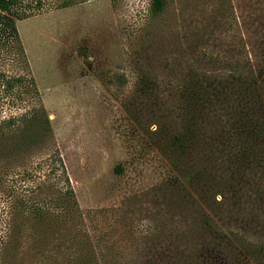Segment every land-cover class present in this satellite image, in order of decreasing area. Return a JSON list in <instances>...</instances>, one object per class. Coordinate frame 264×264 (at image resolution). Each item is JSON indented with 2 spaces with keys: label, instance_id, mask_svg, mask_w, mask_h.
<instances>
[{
  "label": "rangeland",
  "instance_id": "obj_1",
  "mask_svg": "<svg viewBox=\"0 0 264 264\" xmlns=\"http://www.w3.org/2000/svg\"><path fill=\"white\" fill-rule=\"evenodd\" d=\"M168 2L147 36L150 0H15L21 50L0 26V237L8 216L17 218L13 187L55 203L57 213L70 208L79 226L24 222L0 264H264V181L254 187L256 173L247 172V197L208 212L228 236L216 245L203 230L201 166L174 160L170 135L157 134V125L182 124L175 113L184 107L166 90L184 71L189 31L230 50L239 24L261 59L264 0ZM144 76L157 81L146 93ZM42 110L47 145L10 156L22 134L39 138L18 127L26 115L40 120ZM11 118L13 126L5 123ZM69 187L74 198L62 195Z\"/></svg>",
  "mask_w": 264,
  "mask_h": 264
},
{
  "label": "trees",
  "instance_id": "obj_2",
  "mask_svg": "<svg viewBox=\"0 0 264 264\" xmlns=\"http://www.w3.org/2000/svg\"><path fill=\"white\" fill-rule=\"evenodd\" d=\"M14 3L15 0H0V26L4 27L21 50L12 19V16L16 19L21 16L12 12ZM168 5V0H150L143 17L145 35L154 34V20L166 11ZM244 33V29L238 24L233 45L228 50L226 46L224 48L223 42L209 46L198 28L189 31L191 43L184 71L182 74L176 73L173 79L175 84L167 82L169 89L166 90L171 100H176L184 107L182 116L175 113L182 124L177 126L179 131L178 128L175 129L176 126L168 130L157 125L158 135H170L168 143L174 160L177 157L180 163L183 162L186 168L193 171L197 170L196 165L201 166L205 180V204L209 209L203 212V230L216 245L225 243L228 236L210 218V215H214V205L225 201L228 206L234 198L247 197V193H243L244 185L250 184L246 180L247 172L253 170L256 173L252 182L254 187L264 181L262 175L256 178L260 171L264 172V57L260 59L257 53L250 51ZM212 41L214 40L209 42ZM139 83L142 89L140 91L146 93L157 81L144 76L139 79ZM158 92L163 94L162 90ZM41 114L40 120L31 114L21 117L18 130H38L39 138L35 134H22L21 141L12 144L10 156H17L20 152L28 153L36 147L37 141L41 147L47 145L51 127L43 110ZM15 121L11 118L5 123L13 126ZM163 121L162 119L161 124ZM166 149L164 145L160 147L161 151L166 152ZM194 151L199 155L195 156ZM115 171L120 172L121 168L116 167ZM56 191L61 194L59 190ZM23 192L26 193V190ZM24 193L19 195L16 187L12 188L13 208L18 213L17 218L11 214L6 220L5 234L0 237V257L20 233L24 222L40 226L52 225L60 220L72 224L73 228L79 226V220L74 215L71 216L73 212L70 208L57 213L55 203H39ZM62 195L74 198L70 187ZM216 195H220V199ZM73 206L76 211L79 209L76 200L73 201Z\"/></svg>",
  "mask_w": 264,
  "mask_h": 264
}]
</instances>
